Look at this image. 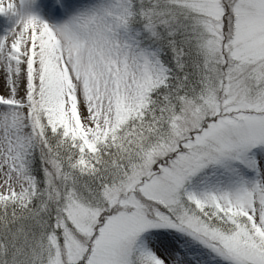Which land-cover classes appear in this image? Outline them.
<instances>
[{
  "label": "snow or ice",
  "instance_id": "obj_1",
  "mask_svg": "<svg viewBox=\"0 0 264 264\" xmlns=\"http://www.w3.org/2000/svg\"><path fill=\"white\" fill-rule=\"evenodd\" d=\"M0 264H264V0H0Z\"/></svg>",
  "mask_w": 264,
  "mask_h": 264
}]
</instances>
